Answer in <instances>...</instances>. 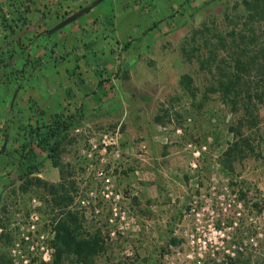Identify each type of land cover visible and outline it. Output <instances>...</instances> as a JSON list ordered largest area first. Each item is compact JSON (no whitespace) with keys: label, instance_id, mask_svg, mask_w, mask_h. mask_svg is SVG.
Segmentation results:
<instances>
[{"label":"rangeland","instance_id":"374dc122","mask_svg":"<svg viewBox=\"0 0 264 264\" xmlns=\"http://www.w3.org/2000/svg\"><path fill=\"white\" fill-rule=\"evenodd\" d=\"M66 1L0 2L16 8L18 31L15 70L0 62V256L40 264L42 245L51 261L54 225L75 213L83 234L107 238L94 264L159 252L174 264L177 251L218 264L236 250L243 264H261L264 103L234 111L217 88L233 70V37L247 30L242 0H80L83 13L65 24L48 20V8L46 19L30 9ZM250 75L264 89V73ZM56 113L72 126L53 167L25 145ZM236 135L247 142L229 171L224 152ZM102 168L108 184L96 176ZM174 236L181 244L166 248Z\"/></svg>","mask_w":264,"mask_h":264},{"label":"trees","instance_id":"16d2710c","mask_svg":"<svg viewBox=\"0 0 264 264\" xmlns=\"http://www.w3.org/2000/svg\"><path fill=\"white\" fill-rule=\"evenodd\" d=\"M243 7L246 11L244 26L247 29L243 34L234 36L232 45L235 47L234 55L231 56V64L233 70L228 73H221V78L217 79V88L220 89L224 100L229 101L234 111L238 109L240 104L244 112H248L250 106L264 103V89L258 90L257 86L252 87L253 81H249L251 71L256 70L258 74L264 73V44L259 41V34L264 35V0H242ZM2 5H0L1 7ZM17 13V12H16ZM4 17L0 16L1 24L6 26ZM259 29L261 33H259ZM214 56V51H211ZM198 63L203 69L205 61L199 59ZM192 79L188 75L180 78V85L185 91H191ZM72 125L64 118L63 113H56L52 122L47 125L45 132L30 129L29 139H27L26 147L34 143L36 147L46 153L51 159L53 167H58L57 153L61 143L65 138V134ZM236 135L235 140L224 152L223 165L231 171L232 158H236L242 152V144L247 142L242 136ZM24 146V148H25ZM25 150V149H24ZM34 165L28 166L21 171L20 178L29 176ZM245 194H238V202L243 201ZM66 201L71 198L66 195ZM80 217L75 213H68L63 220H59L54 225V236L51 240L53 249L52 259L50 262H41L40 264H66L73 262L74 264H94L97 258L106 252V239L100 231L90 234L81 232ZM107 236V235H106ZM181 240L177 237H170L166 248H177L181 244ZM178 255L172 256L174 264H210L215 263L210 256L204 261L194 257L189 259L187 253L177 251ZM241 251H232L226 255L218 264H243L240 255ZM171 255H169L170 257ZM166 255L163 253L149 254L140 257L137 254L133 256H125L119 259L116 264H169L165 261ZM264 264V258L261 261ZM0 264H10L9 260L3 255L0 256ZM71 264V263H70Z\"/></svg>","mask_w":264,"mask_h":264},{"label":"crops","instance_id":"0c3cea01","mask_svg":"<svg viewBox=\"0 0 264 264\" xmlns=\"http://www.w3.org/2000/svg\"><path fill=\"white\" fill-rule=\"evenodd\" d=\"M63 1V0H62ZM84 1V0H82ZM86 2V1H84ZM12 3V2H11ZM11 3H7L5 6H1L0 7V16L4 17V22L6 24V26H4L2 24V29L0 30V56L2 57V61L0 60V62L4 63L5 61H7L6 63H4L3 67L1 66V68L5 69L6 66H11L12 63L14 66V70H15V65H16V53L17 51L15 50L16 43H17V20H16V8L13 7V5H11ZM78 4H80V0H69L66 1L65 5L64 3H62L61 5H59L58 7H54L51 3L50 6H36V7H30V9H34L37 8L38 14L40 17L46 19L45 15V11L48 8V12H47V18L48 20H53L55 21V23H63L64 20H66L68 17L70 16H75L71 21H73L74 19H76V17L79 15L78 13H83L82 12V6H79ZM79 6V7H77ZM28 10V23L31 19L32 13L31 10ZM44 14V15H43ZM54 15V16H53ZM53 16V17H52ZM1 22V21H0ZM70 22V21H69ZM68 23V22H66ZM45 30V29H43ZM39 36L42 35V33H40L38 31ZM14 48V49H13ZM11 49H13L11 51ZM32 49V48H31ZM13 54L12 56H9V58L7 59L4 54H7V57L9 54ZM7 83H4V89L2 90V95L5 97L8 94L10 95V91L7 88ZM1 95V96H2ZM7 98L5 99V101L2 104L7 105ZM36 101V100H35ZM42 107V106H41ZM10 170V169H9ZM7 189L6 186H0V205H1V199L4 193H6ZM0 211H1V206H0ZM1 237V235H0Z\"/></svg>","mask_w":264,"mask_h":264},{"label":"built area","instance_id":"2783aa9c","mask_svg":"<svg viewBox=\"0 0 264 264\" xmlns=\"http://www.w3.org/2000/svg\"><path fill=\"white\" fill-rule=\"evenodd\" d=\"M1 1H2V0H0V2H1ZM104 137L107 138V134H104ZM105 145H107V146H112L110 142L105 143ZM114 156H118L117 151L114 152ZM104 172H105V171L103 170V168H102V169H98V170L96 171V176H97V178H98L100 181H104L106 184H108V182H109L110 180H109L108 177H106V175H105ZM106 184H105V185H106ZM106 190H108L107 187H106ZM106 196H107V195H106ZM114 211H115V209H114ZM98 213H99V211H98L97 209H94V214H98ZM33 216H34V215H33ZM33 216H31V218L33 219L32 221H34V220H35L34 218H36V217H33ZM29 226H30L31 229L34 228V224H33V223H31ZM29 231H30V230H29ZM24 238H25V240H28L29 237H28V236H25ZM39 249H40L41 251H43V260H44V262H50L49 249H48V248H45V247L42 246V245L39 247ZM31 250H34V247H33V246H31Z\"/></svg>","mask_w":264,"mask_h":264},{"label":"water","instance_id":"95a60500","mask_svg":"<svg viewBox=\"0 0 264 264\" xmlns=\"http://www.w3.org/2000/svg\"><path fill=\"white\" fill-rule=\"evenodd\" d=\"M75 16H70L68 17L66 20H64L63 24H65L66 22L71 21Z\"/></svg>","mask_w":264,"mask_h":264}]
</instances>
